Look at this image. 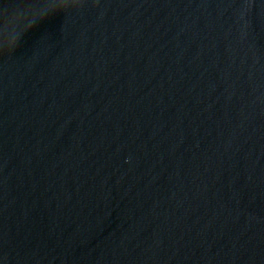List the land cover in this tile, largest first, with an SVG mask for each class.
<instances>
[{
    "label": "water",
    "instance_id": "obj_1",
    "mask_svg": "<svg viewBox=\"0 0 264 264\" xmlns=\"http://www.w3.org/2000/svg\"><path fill=\"white\" fill-rule=\"evenodd\" d=\"M0 264H264V0H0Z\"/></svg>",
    "mask_w": 264,
    "mask_h": 264
}]
</instances>
